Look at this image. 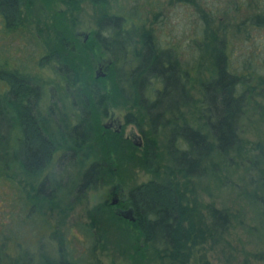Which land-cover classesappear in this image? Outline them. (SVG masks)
Instances as JSON below:
<instances>
[{"label":"trees","instance_id":"trees-1","mask_svg":"<svg viewBox=\"0 0 264 264\" xmlns=\"http://www.w3.org/2000/svg\"><path fill=\"white\" fill-rule=\"evenodd\" d=\"M58 1L64 10L37 25L38 32L53 31L54 42L38 61L52 77L41 79L38 73L0 63V172L10 171L7 176L15 181L25 208L21 219L34 235V241L8 236L19 251L11 262L92 264L89 255L110 248L109 241L125 264H187L199 245L223 235L229 220L225 209L202 203L197 191L202 177L209 170L213 176L220 161L227 166L228 154L241 147L238 121L244 97L239 87L244 80L229 66L224 35L212 29L210 15L201 10L207 38L196 43L200 56L191 64L172 47L157 45L138 13L108 10V0H90L102 7L97 27L91 39L77 37L62 14L69 17L80 0ZM38 2L51 7L53 0H0L4 31L29 25L28 14ZM256 22L264 24V11ZM103 52L108 54L106 74L96 76L93 68ZM205 56L210 58L206 78ZM46 85L48 98L43 100ZM110 103L128 106L124 123L138 127L141 144L102 123ZM128 162L152 172V178L131 185L118 202L128 204L133 219L101 201L78 226L88 247L76 251L67 239L74 225L65 218L75 204L86 201L100 175L119 174ZM75 167L77 175L78 170L71 172ZM263 172L252 181L263 191V246L253 255L261 264Z\"/></svg>","mask_w":264,"mask_h":264},{"label":"rangeland","instance_id":"rangeland-1","mask_svg":"<svg viewBox=\"0 0 264 264\" xmlns=\"http://www.w3.org/2000/svg\"><path fill=\"white\" fill-rule=\"evenodd\" d=\"M257 3H263V7H256ZM50 6L45 7L40 2L33 5L28 14L31 19L29 25L13 31L5 32L0 20V63L23 72L38 73L41 79L49 80L52 77L49 68L38 67V61L53 44V31L47 32L44 29L38 32L37 25L40 23L38 20L50 19L52 12L64 10L66 6L58 0H53ZM105 7L111 11L119 9L126 16L138 13L145 25L153 30L157 45L172 47L180 59L191 64L200 56L196 43H202L207 38H204L206 21L201 10L206 11V16L207 13L210 15L212 29L218 31L220 36L224 35L229 66L243 75L244 80L239 87V92L242 91L244 97V110L238 121L241 147L238 152L228 154L230 160L227 166L225 161H220L213 176L209 170L202 177L197 188L202 203H212L225 209L229 220L223 235L215 241L209 240L199 245L187 264H204L205 259L210 264H261L253 255L263 246L260 222V196L263 191L256 186L258 182L254 184L252 181L258 180L264 169L263 158L261 159L264 156L261 153L264 151V24L256 22L257 14L264 11V0H108ZM101 9L100 5H94L90 0H80L79 9L74 10L69 17L67 14L62 15L66 21L68 19V25L77 37L87 40L93 36ZM106 56L107 52H103L98 58L99 62L93 68L94 75L106 74ZM202 60V76L206 78L209 75L206 66L210 58L205 56ZM45 90L47 93H43V100L48 98L49 85H46ZM193 92L196 95L195 89ZM57 93L61 95L62 91L57 89ZM127 108L128 106L110 103L107 114L102 117V123L119 127L124 137L141 144L142 135L138 127L133 123H124ZM110 121L112 124H108ZM95 148L99 149V146L96 144ZM77 170L75 167L71 172L75 173ZM78 172L79 170L76 175ZM7 173L10 171L0 172V244L5 242V246L0 248V264H19L23 259H19V263L16 260L11 262V256L18 255L19 251L17 247L12 248L8 236H19L21 240L26 237L28 241H32L34 235L26 230L27 226L29 229L30 227L21 219L25 208L18 200L19 191L15 181ZM102 175L88 189L86 201L75 204L65 218L68 224L74 225L67 234V239L76 251L84 252L88 247L81 224L88 220L86 211L89 208L97 206L101 201H109L112 205V208L108 205L109 208L123 214L129 208L128 204H112V195L123 200L131 185L152 178L150 170L130 162L121 168L119 174ZM67 180L69 182L71 178ZM43 239L41 236L40 240ZM106 246L111 249H98L93 257L89 255L88 259L92 264H125L123 256L109 241Z\"/></svg>","mask_w":264,"mask_h":264},{"label":"flooded vegetation","instance_id":"flooded-vegetation-1","mask_svg":"<svg viewBox=\"0 0 264 264\" xmlns=\"http://www.w3.org/2000/svg\"><path fill=\"white\" fill-rule=\"evenodd\" d=\"M0 20H1V27L3 28V26H2V17H1V14H0ZM110 122H111V121H110ZM105 124H106V123H105ZM108 124H112V122H111V123H108ZM116 128L119 129V127H116ZM112 197H113V198L111 199V200L113 201L112 204H115V203H118V202H119L120 198H118V197L116 198V197H114L113 195H112Z\"/></svg>","mask_w":264,"mask_h":264},{"label":"water","instance_id":"water-1","mask_svg":"<svg viewBox=\"0 0 264 264\" xmlns=\"http://www.w3.org/2000/svg\"><path fill=\"white\" fill-rule=\"evenodd\" d=\"M124 216L126 217H129V218H132L133 219V216L131 214V208H127L126 210H124V212H122Z\"/></svg>","mask_w":264,"mask_h":264}]
</instances>
